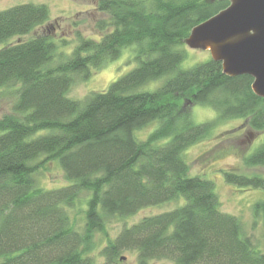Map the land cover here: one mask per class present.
Here are the masks:
<instances>
[{
    "label": "trees",
    "instance_id": "16d2710c",
    "mask_svg": "<svg viewBox=\"0 0 264 264\" xmlns=\"http://www.w3.org/2000/svg\"><path fill=\"white\" fill-rule=\"evenodd\" d=\"M230 5L219 0H99L101 38L77 33L69 56L46 28L0 49V94L12 93L0 117V264H115L126 250L137 264H264V252L244 234L240 219L225 213L212 180L190 174L185 151L211 136L216 122L195 123L188 107L208 106L220 120L243 119L250 135L264 133V98L248 75L230 77L210 58L185 69L183 49L193 28ZM44 4L0 10V44L35 34L49 22ZM138 66L106 91L69 98L78 79L89 78L125 48ZM166 78L159 87L144 90ZM158 123L145 138L138 132ZM57 162L66 184L44 188L40 167ZM264 169V142L243 156ZM227 183L264 189V175L221 170ZM184 205L145 217L92 256L95 235L108 219L179 199ZM84 202V224L70 211ZM264 221V200L253 206Z\"/></svg>",
    "mask_w": 264,
    "mask_h": 264
},
{
    "label": "rangeland",
    "instance_id": "374dc122",
    "mask_svg": "<svg viewBox=\"0 0 264 264\" xmlns=\"http://www.w3.org/2000/svg\"><path fill=\"white\" fill-rule=\"evenodd\" d=\"M99 0H0V10H6L21 4H44L48 6L50 16L49 22L39 28L35 34L23 37H14L6 43L0 44V49L5 45H11L18 41H25L33 35L41 34L46 28L51 29V35L59 42L67 39L69 45H59L58 53L69 56L77 42V33L84 37L99 40L101 36L97 31L96 24L100 19L108 17L97 10ZM135 47L125 48L120 57L109 61L103 68L92 70L89 78H80L71 87L67 96L75 100H84L93 92L106 91L112 82L138 66ZM186 58L182 64L185 69L191 68L198 63L206 62L211 54L206 50H193L183 46ZM166 78L151 82L144 90H153L165 81ZM12 93L4 91L0 94V117L10 112ZM188 107L195 123L216 122L211 130V136L185 151V157L190 164V174L212 180L215 183V191L221 201L223 212L234 215L240 219L244 234L252 238L257 249L264 252V221L255 217L253 206L256 202L264 200V189L241 188L225 181L221 170H236L238 173L253 175L260 173L264 175V169L248 168L243 163V156L254 153L264 142V133L250 135V129L243 119L220 120L216 110L208 106L194 105L192 102ZM158 126L151 124L140 130L138 136L145 138ZM39 185L44 188H59L66 184L64 173L57 162H48L40 167L37 175ZM185 199L165 202L163 204L148 206L140 209L135 214L125 217H112L108 219L105 234L97 233L95 243L90 251L92 256L99 258L100 263L104 261L101 256L102 249L109 240H114L124 227H131L145 217L154 216L167 211H172L184 205ZM84 202H79L74 210L70 211L72 221L77 227L84 224ZM115 264H137V252L134 250L123 251ZM150 264H175L168 260H151Z\"/></svg>",
    "mask_w": 264,
    "mask_h": 264
},
{
    "label": "water",
    "instance_id": "95a60500",
    "mask_svg": "<svg viewBox=\"0 0 264 264\" xmlns=\"http://www.w3.org/2000/svg\"><path fill=\"white\" fill-rule=\"evenodd\" d=\"M230 5L192 29L187 47L206 50L230 77L253 78V92L264 98V0H219Z\"/></svg>",
    "mask_w": 264,
    "mask_h": 264
}]
</instances>
